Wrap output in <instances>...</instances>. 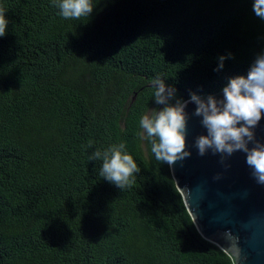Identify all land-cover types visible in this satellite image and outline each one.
Masks as SVG:
<instances>
[{
  "label": "trees",
  "instance_id": "obj_1",
  "mask_svg": "<svg viewBox=\"0 0 264 264\" xmlns=\"http://www.w3.org/2000/svg\"><path fill=\"white\" fill-rule=\"evenodd\" d=\"M0 0V264H235L197 229L171 167L141 140L153 81L222 91L264 51L252 0ZM231 56L218 69L221 55ZM123 142L140 169L118 189L93 154Z\"/></svg>",
  "mask_w": 264,
  "mask_h": 264
},
{
  "label": "clouds",
  "instance_id": "obj_2",
  "mask_svg": "<svg viewBox=\"0 0 264 264\" xmlns=\"http://www.w3.org/2000/svg\"><path fill=\"white\" fill-rule=\"evenodd\" d=\"M54 4L58 15L66 20L90 17L95 8L93 0H54ZM252 12L264 20V0H252ZM8 25L5 11L0 9V37L5 36ZM230 56L231 53L218 58V69L224 67L225 59ZM152 87V99L162 107L141 116L139 135L141 140L149 141L155 159L171 167L177 160L191 155L186 146L189 101L178 98L175 88L161 78L153 81ZM190 101L196 105L194 115L200 117L206 130L195 139L198 154L203 156L211 150L223 159L241 151L246 154L245 162L256 182L264 184V142L256 138V129L264 118V51L255 56L246 75L228 79L221 96L201 97L193 93ZM99 159H102L101 178L120 190L131 187L134 176L140 172L123 142L97 150L93 160Z\"/></svg>",
  "mask_w": 264,
  "mask_h": 264
},
{
  "label": "water",
  "instance_id": "obj_3",
  "mask_svg": "<svg viewBox=\"0 0 264 264\" xmlns=\"http://www.w3.org/2000/svg\"><path fill=\"white\" fill-rule=\"evenodd\" d=\"M186 101L191 155L177 160L171 170L187 209L203 237L226 250L235 264H264V184L256 182L241 151L223 159L211 150L198 154L195 139L206 130L194 115L196 105ZM256 138L264 142V118Z\"/></svg>",
  "mask_w": 264,
  "mask_h": 264
}]
</instances>
